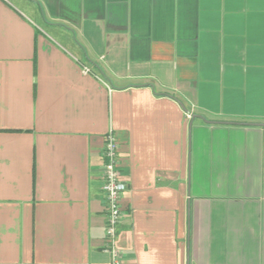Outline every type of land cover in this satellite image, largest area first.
I'll list each match as a JSON object with an SVG mask.
<instances>
[{
  "label": "crops",
  "instance_id": "1",
  "mask_svg": "<svg viewBox=\"0 0 264 264\" xmlns=\"http://www.w3.org/2000/svg\"><path fill=\"white\" fill-rule=\"evenodd\" d=\"M108 132L118 264H264V0H0V264H112Z\"/></svg>",
  "mask_w": 264,
  "mask_h": 264
},
{
  "label": "built area",
  "instance_id": "2",
  "mask_svg": "<svg viewBox=\"0 0 264 264\" xmlns=\"http://www.w3.org/2000/svg\"><path fill=\"white\" fill-rule=\"evenodd\" d=\"M102 155L104 164L101 190L106 202L105 249L111 255L112 264H118L122 253L116 244L117 227L123 214L121 199L126 190V182L121 178L118 167V144L111 132L106 135Z\"/></svg>",
  "mask_w": 264,
  "mask_h": 264
},
{
  "label": "water",
  "instance_id": "3",
  "mask_svg": "<svg viewBox=\"0 0 264 264\" xmlns=\"http://www.w3.org/2000/svg\"><path fill=\"white\" fill-rule=\"evenodd\" d=\"M258 124H260V123H258ZM262 124V123H261Z\"/></svg>",
  "mask_w": 264,
  "mask_h": 264
}]
</instances>
